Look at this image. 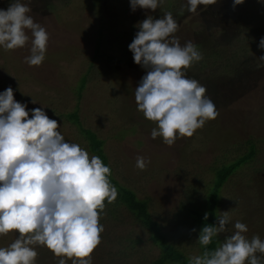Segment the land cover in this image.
<instances>
[{
    "label": "rangeland",
    "instance_id": "374dc122",
    "mask_svg": "<svg viewBox=\"0 0 264 264\" xmlns=\"http://www.w3.org/2000/svg\"><path fill=\"white\" fill-rule=\"evenodd\" d=\"M100 1L22 0L32 9L34 21L46 29L48 49L41 66L25 63L31 54L30 31L24 48H0V93L11 86L15 100L27 105L29 118L32 109L41 108L58 122L66 142L79 144L90 156L95 154L80 128L101 140L99 149L115 186H125L137 199L150 202L146 210L151 219L187 260L202 255L203 247L197 242L200 232L192 231L185 209L178 214L179 208L190 200L196 211L193 217L208 213L214 171L228 167L254 145L253 159L236 168L221 186L215 224L225 211L231 222L226 226L229 231L216 238L219 247L240 221L248 228L244 235L249 240L258 235L264 241V60L260 59L264 50L259 48L264 38V0H244L235 7L234 0H217L207 8L200 5L199 14L187 11V0H163L155 12L133 11L130 0ZM11 2L0 0V9L6 10ZM166 12L179 25L175 36L181 46L192 41L202 53L203 59L186 75L207 89L206 96L219 112L193 137L178 138L172 147L161 137L151 138L157 125L138 111L135 89L146 70L134 62L129 50L137 25L149 15L159 19ZM58 52L64 54L56 57ZM73 112L77 121L67 116ZM137 156L150 161L145 170L136 167ZM105 203L106 214L100 219L104 232L92 264H150L161 248L149 231L125 203L118 199ZM18 235L0 236V247L9 246ZM35 250L36 264H58L46 246L37 245ZM256 255L264 264V254Z\"/></svg>",
    "mask_w": 264,
    "mask_h": 264
},
{
    "label": "clouds",
    "instance_id": "9594fccd",
    "mask_svg": "<svg viewBox=\"0 0 264 264\" xmlns=\"http://www.w3.org/2000/svg\"><path fill=\"white\" fill-rule=\"evenodd\" d=\"M216 2L187 0V11L199 14L200 5L207 8ZM243 3L234 0L233 7ZM162 4L163 0H130L133 11L155 12ZM31 12L22 0H12L6 10L0 9V48H24L30 31L31 54L25 63L41 66L49 35ZM137 27L129 50L146 75L135 89V102L138 111L157 125L151 138L161 137L172 147L178 138L193 137L207 121L219 116L206 96L207 89L186 75L203 55L192 41L181 46L175 36L179 25L171 12L159 19L149 15ZM259 48L264 50V38ZM59 127L41 108L32 109L29 118L27 105L15 100L11 86L0 93V236L19 234L9 246L0 247V264H36L37 245L53 252L58 264H67V260L92 264V254L101 244L105 202L111 205L118 197L110 180L111 169L79 144L66 142ZM148 163L143 156L136 157L140 170ZM230 222L229 211H225L220 212L215 225L203 226L197 242L205 250L189 257V264H261L256 254H264V241L258 235L249 240L244 235L248 228L240 221L219 247L208 250L214 238L229 231L226 226Z\"/></svg>",
    "mask_w": 264,
    "mask_h": 264
},
{
    "label": "trees",
    "instance_id": "16d2710c",
    "mask_svg": "<svg viewBox=\"0 0 264 264\" xmlns=\"http://www.w3.org/2000/svg\"><path fill=\"white\" fill-rule=\"evenodd\" d=\"M154 18L156 19V16ZM63 54L62 52H58L56 57H60ZM54 55H56V53ZM67 116L77 121V119H75V116L77 117V112L70 113ZM80 130L88 136V138L87 137L86 138L89 141L90 150L102 160L105 166H107V161L103 156L101 149H99L100 145L102 144V141L98 140L88 130H85L83 128H80ZM254 153H255L254 145L251 146L249 145V151L243 152L240 155V157L235 159L230 165H228V167H225L223 165L222 167L214 171L215 181L213 182L212 190H210V192L207 193L209 208H208V219L206 221L204 219L205 213L198 215L199 220L197 219L198 217L197 218L193 217L194 214H196V211L194 210L195 209L194 204L192 206L190 205L192 204L190 200L188 201L189 205L187 207L182 204V206L178 210V214L182 212L181 209H185L186 211L185 216L188 219L187 221L188 225H192L193 229H196L199 232L205 225H215L216 219H215L214 211L218 203V198H219L218 195H219V191L222 189L221 188L222 184L236 168L240 167V165H242L247 161H251L253 159ZM111 183L115 186V183L112 180ZM115 187L117 188V191L119 193L117 199L125 203L127 209L135 215L136 219L139 221L141 226H143L147 231H149L153 243H155L158 247L161 248L159 256L153 261H151L150 264H189V259L187 260L184 257V255L179 251V249L175 246V244L171 242V239H168L165 236L166 234L162 233L159 227L160 224L157 221L151 219L150 213L146 210L149 209L150 202L148 200L137 199L135 193L133 191L126 189L125 186L116 185ZM134 242L137 243L139 242V240H135ZM218 243H219L218 239L214 238L213 242L208 246V250L209 251L215 250L218 246L217 245ZM202 250L204 251L205 249L203 248Z\"/></svg>",
    "mask_w": 264,
    "mask_h": 264
}]
</instances>
